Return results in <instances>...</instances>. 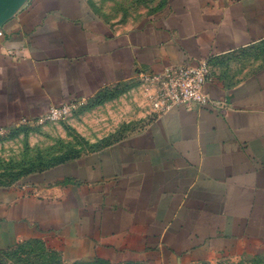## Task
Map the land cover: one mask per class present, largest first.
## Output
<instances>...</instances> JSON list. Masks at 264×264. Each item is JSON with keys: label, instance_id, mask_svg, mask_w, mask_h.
I'll use <instances>...</instances> for the list:
<instances>
[{"label": "crops", "instance_id": "obj_1", "mask_svg": "<svg viewBox=\"0 0 264 264\" xmlns=\"http://www.w3.org/2000/svg\"><path fill=\"white\" fill-rule=\"evenodd\" d=\"M262 49L264 0H168L126 29L86 0H23L0 19V128L169 64L206 61L204 92L223 105L154 112L113 143L0 188V251L40 242L65 260L110 264L264 252Z\"/></svg>", "mask_w": 264, "mask_h": 264}, {"label": "rangeland", "instance_id": "obj_2", "mask_svg": "<svg viewBox=\"0 0 264 264\" xmlns=\"http://www.w3.org/2000/svg\"><path fill=\"white\" fill-rule=\"evenodd\" d=\"M94 16L110 29L133 27L159 14L168 0H86ZM264 50V49H262ZM264 61V52H261ZM257 60L249 66L253 67ZM151 89L134 81L108 87L74 103L55 120L15 124L0 135V188H10L64 156L81 155L141 129L152 119ZM0 264H110L69 261L40 242L0 251ZM129 264V263H127ZM139 264V263H134ZM202 264H264V252L220 256Z\"/></svg>", "mask_w": 264, "mask_h": 264}, {"label": "built area", "instance_id": "obj_3", "mask_svg": "<svg viewBox=\"0 0 264 264\" xmlns=\"http://www.w3.org/2000/svg\"><path fill=\"white\" fill-rule=\"evenodd\" d=\"M141 80L150 86L151 108L155 113H163L175 105L205 106L220 109L223 104L210 99L204 92V85L210 79V67L206 61L197 65L169 64L160 72L143 73ZM75 102L52 106L37 121L55 120L65 115ZM27 122V121H26ZM6 129L0 128V135Z\"/></svg>", "mask_w": 264, "mask_h": 264}, {"label": "water", "instance_id": "obj_4", "mask_svg": "<svg viewBox=\"0 0 264 264\" xmlns=\"http://www.w3.org/2000/svg\"><path fill=\"white\" fill-rule=\"evenodd\" d=\"M23 0H0V19L10 11L16 10Z\"/></svg>", "mask_w": 264, "mask_h": 264}, {"label": "trees", "instance_id": "obj_5", "mask_svg": "<svg viewBox=\"0 0 264 264\" xmlns=\"http://www.w3.org/2000/svg\"><path fill=\"white\" fill-rule=\"evenodd\" d=\"M108 144H110V143H108ZM108 144H107V145H108ZM104 146H105V145H104ZM102 147H103V146H102ZM98 149H99V148H98ZM94 150H95V149H94ZM77 156H79V155H74V156L70 155V156L60 157V158L54 160L50 165H48V166H46V167H44V168H42V169H39L38 171H42V170H44V169H46V168H48V167H51V166L57 165V164H59V163H62V162H64V161L68 160V159H71V158H74V157H77ZM38 171H36V172H38ZM26 243H27V242H26ZM101 262H104V261H101ZM107 263H108V262H107Z\"/></svg>", "mask_w": 264, "mask_h": 264}]
</instances>
